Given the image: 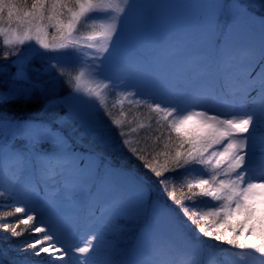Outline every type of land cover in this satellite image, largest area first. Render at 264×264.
I'll list each match as a JSON object with an SVG mask.
<instances>
[{"label": "snow or ice", "instance_id": "obj_1", "mask_svg": "<svg viewBox=\"0 0 264 264\" xmlns=\"http://www.w3.org/2000/svg\"><path fill=\"white\" fill-rule=\"evenodd\" d=\"M173 6L0 0V58L15 57L16 69L5 78L0 64V220L16 217L0 230L27 233L18 247L35 264H264V136L254 164L264 15L240 0H191L183 6L200 10L203 24L167 39L138 15ZM85 138L126 149L145 171L82 150ZM120 218L138 221L137 233L99 258Z\"/></svg>", "mask_w": 264, "mask_h": 264}, {"label": "rangeland", "instance_id": "obj_2", "mask_svg": "<svg viewBox=\"0 0 264 264\" xmlns=\"http://www.w3.org/2000/svg\"><path fill=\"white\" fill-rule=\"evenodd\" d=\"M138 3L143 4H171L179 5L173 7H154L145 8L141 7L138 9V15L141 17L144 26L149 31L157 32L161 38L167 39L176 36L181 31L184 30H195L198 29L204 22V14L197 9L184 7L191 2V0H137ZM228 2V0H225ZM242 4L247 6L248 11L254 14L256 17L264 15V6H262V0H240ZM217 19H219L218 25H221L223 20L226 19L227 27L232 24V19L226 11L218 12ZM243 23V22H242ZM2 46V45H1ZM3 47V46H2ZM15 57H10L8 61L0 59V64L8 65L7 72L5 73V78L12 72H15V67L11 65V61ZM33 66L40 68L42 67V62L39 60H34ZM75 73L73 72V75ZM58 90L62 94H67L69 88L61 80ZM102 118L107 121V117ZM256 162V160L254 161ZM156 196L152 197L155 198ZM83 217L77 218L76 223L81 224ZM140 224L138 221L129 218H120L114 222V224L103 234L101 240V254L99 258H103L104 255L112 252L113 248L122 249L125 246V241L135 235L138 231ZM83 229L80 228V232ZM79 235V232H78ZM245 264H260L259 257L256 259L248 258Z\"/></svg>", "mask_w": 264, "mask_h": 264}, {"label": "trees", "instance_id": "obj_3", "mask_svg": "<svg viewBox=\"0 0 264 264\" xmlns=\"http://www.w3.org/2000/svg\"><path fill=\"white\" fill-rule=\"evenodd\" d=\"M217 22H219V19H217ZM226 26V19L223 20L221 25H218L219 30L224 31V27ZM3 47L0 45V54L3 52ZM1 59V58H0ZM243 63V61H241ZM248 71L245 67H238L236 69V73L238 75H244ZM252 75H255V71L252 72ZM113 96L109 97V105H111L112 99H114ZM125 110H128V106L125 105ZM132 111H137L136 109H132ZM140 113H145L146 109H139ZM114 114L118 115V110H114ZM24 116H27V113H24ZM43 118H47L46 116ZM146 122V121H145ZM145 135L144 132L140 133V136L143 137ZM257 148H256V162H258L260 158L261 153V145L259 143L260 138L264 136V129H258L257 130ZM135 139V137H133ZM143 146V144H141ZM92 150L95 152L102 153V159L104 162H111V164L114 167H123V168H135L137 171L143 173L145 170L142 168V165L140 161L135 159L126 149L123 148H99L95 144H92L90 141H88L87 138L84 140V148L82 150ZM254 162V164L256 163ZM156 196V192L153 190L151 193V197ZM0 203H5L4 201L0 200ZM4 210H8L5 208ZM16 217H10L8 220H0V222H15ZM235 224V222H233ZM30 239V236L26 233L24 236H21L19 238H12L10 236V233H5L2 230H0V249H3L5 252L4 260L5 264H13V262H16V264H35V261L38 259L34 257L31 254V250L27 252H23L19 250L21 241H27ZM254 239L253 236H248L247 240L252 241ZM214 243V242H213Z\"/></svg>", "mask_w": 264, "mask_h": 264}]
</instances>
